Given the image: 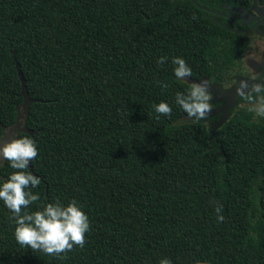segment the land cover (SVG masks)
<instances>
[{"label":"trees","instance_id":"trees-1","mask_svg":"<svg viewBox=\"0 0 264 264\" xmlns=\"http://www.w3.org/2000/svg\"><path fill=\"white\" fill-rule=\"evenodd\" d=\"M251 2L264 5L0 0V135L24 91L16 138L38 151L28 171L40 199L26 211L76 201L90 225L82 248L48 256L17 243L0 201V264H264V117L235 105L210 141L175 103L187 80L220 81L247 45L210 11ZM176 57L191 77H175ZM13 171L3 159L0 184Z\"/></svg>","mask_w":264,"mask_h":264},{"label":"clouds","instance_id":"clouds-1","mask_svg":"<svg viewBox=\"0 0 264 264\" xmlns=\"http://www.w3.org/2000/svg\"><path fill=\"white\" fill-rule=\"evenodd\" d=\"M164 62L163 57L157 61L158 64ZM172 63L175 65L173 71L178 80L192 76V71L184 59L176 57ZM161 87L166 89L168 85L161 84ZM208 88L206 81L193 82L186 92L176 93L175 103L190 119L206 120L213 110L210 103L213 97ZM236 92L250 105L249 112L264 117V77L252 81L241 80ZM154 110L158 116L170 117L172 113L171 106L166 102L155 105ZM0 155L15 170L0 184V201L12 213L10 219L15 223L14 236L17 243L33 252L60 259H64L74 246L82 248L90 225L88 216L76 201H70L67 205L59 202L48 203L38 210L26 211L40 199L38 193L32 192V189L39 186L40 179L28 171L29 163L38 155L34 140L27 136H18L0 147ZM216 211L221 213L222 206H217ZM217 219L223 221L224 217L218 215ZM160 264H171V261L165 258Z\"/></svg>","mask_w":264,"mask_h":264},{"label":"rangeland","instance_id":"rangeland-1","mask_svg":"<svg viewBox=\"0 0 264 264\" xmlns=\"http://www.w3.org/2000/svg\"><path fill=\"white\" fill-rule=\"evenodd\" d=\"M262 50H264L263 43H260L257 40L248 41L239 60H236L233 63L230 69L224 73L220 81H216L213 77H202L198 80H187L191 83L206 81L209 84L208 91H210L213 97L210 101L213 110L209 113L208 118L206 120H202V122L206 126L210 141L212 133L219 126V124L228 117L230 109L233 106H246L249 108L250 105L246 101H235L236 97H238L236 92V88L239 85L237 77L242 76L249 71L248 62L259 63L262 56ZM21 94L22 102L16 106V117L14 122L2 129V133L0 135V147L16 138L19 132L25 130L23 122L28 97L24 91H22ZM252 114L254 117H258L254 113ZM187 119L190 118L188 117ZM210 145H212V143H210ZM2 160L3 157L0 155V164Z\"/></svg>","mask_w":264,"mask_h":264},{"label":"flooded vegetation","instance_id":"flooded-vegetation-1","mask_svg":"<svg viewBox=\"0 0 264 264\" xmlns=\"http://www.w3.org/2000/svg\"><path fill=\"white\" fill-rule=\"evenodd\" d=\"M235 8H239L240 10H235ZM220 13L223 14L221 17L226 19L227 23H229V25H231L235 31L243 33L247 42L257 40L264 44V5H259L255 2H251L247 7H230L223 5V11ZM231 18L236 23L237 28L231 22ZM214 20L216 19L214 18ZM227 23L222 24L226 25ZM238 29L240 31H238ZM248 64L249 71L242 76L237 77L238 83L241 80L252 81L254 79L264 77V50H262V56L259 63L248 62ZM235 101L245 102V100L239 96L236 97Z\"/></svg>","mask_w":264,"mask_h":264},{"label":"water","instance_id":"water-1","mask_svg":"<svg viewBox=\"0 0 264 264\" xmlns=\"http://www.w3.org/2000/svg\"><path fill=\"white\" fill-rule=\"evenodd\" d=\"M192 1V0H191ZM193 3H195V2H193ZM195 5L197 6V7H199V8H202V9H204L202 6H200V5H198L197 3H195ZM235 10H240L239 8H235ZM206 11H209V10H206ZM210 12H212L213 14H216V15H223L222 13H220V12H216V11H210ZM231 22L233 23V25L237 28V25H236V23L234 22V20L231 18ZM238 31H240L239 29H238Z\"/></svg>","mask_w":264,"mask_h":264}]
</instances>
